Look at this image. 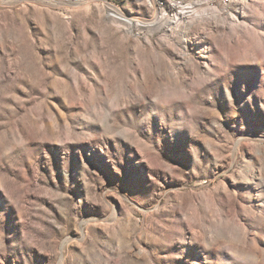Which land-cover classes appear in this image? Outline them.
<instances>
[{
    "label": "rangeland",
    "instance_id": "rangeland-1",
    "mask_svg": "<svg viewBox=\"0 0 264 264\" xmlns=\"http://www.w3.org/2000/svg\"><path fill=\"white\" fill-rule=\"evenodd\" d=\"M210 1L0 0V264H264V0Z\"/></svg>",
    "mask_w": 264,
    "mask_h": 264
},
{
    "label": "bare ground",
    "instance_id": "bare-ground-1",
    "mask_svg": "<svg viewBox=\"0 0 264 264\" xmlns=\"http://www.w3.org/2000/svg\"><path fill=\"white\" fill-rule=\"evenodd\" d=\"M169 4L168 11L170 14H167L166 11L158 8L161 5V0H149L148 6H150L154 12L155 19L153 22L147 24L141 21H138L134 17H127L120 10H114L110 14L116 23L127 28L131 31L134 28H137L138 31L147 28L148 30L161 29L162 26H165L168 22L172 24L181 25L183 28H187L190 24H198L204 20H208V15L206 12L208 8L212 7L210 5V0H164ZM236 1V0H234ZM243 1V0H240ZM225 4H230V0H225ZM240 7L234 12L226 13L224 10L220 12L222 19L219 21V24L216 25L215 30L221 36H227L228 33H232L240 24L238 23V18L244 16L245 8H248V12L252 14L251 10H254L253 6L246 3H239ZM263 9V3L257 5V11ZM231 43L234 41H230ZM230 42L228 44H230ZM187 47V42L184 41V45L181 47L185 49Z\"/></svg>",
    "mask_w": 264,
    "mask_h": 264
}]
</instances>
